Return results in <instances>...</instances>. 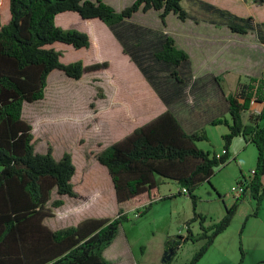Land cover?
Instances as JSON below:
<instances>
[{
    "label": "trees",
    "instance_id": "trees-1",
    "mask_svg": "<svg viewBox=\"0 0 264 264\" xmlns=\"http://www.w3.org/2000/svg\"><path fill=\"white\" fill-rule=\"evenodd\" d=\"M6 1L8 18L5 22L0 19V264H112L103 256V251L115 239L122 221L127 219L122 207H118L114 217H87L77 224L58 229L43 223L45 218L53 216L52 208L64 203L61 198L51 199L53 190L58 195L77 196L71 181L76 168L70 152H64L56 159L50 144L44 152L36 151L32 126L23 118V107L25 103L44 97L48 75L54 69L69 78L79 79L86 72L108 66L107 61L84 64L80 59L61 60L62 51L53 47V43L79 49L87 48L90 40L82 30L57 25V14L73 11L83 19L98 18L115 31L139 10L159 11L163 25L169 13L184 21L187 11L181 5L182 0H133L120 10L103 0ZM254 1L264 3V0ZM240 19H244L245 24L231 23L230 29L246 34L253 28L252 17ZM143 45L142 59L135 57L138 64L149 57L153 65L155 60L166 62L169 66L164 70L162 67V72L170 69V76L182 81L177 67L189 55L175 45L173 37L158 34L154 38H144ZM125 50L130 49L125 47ZM147 77L154 85L148 74ZM221 79L220 74L215 76L224 94ZM256 82L250 77L246 82H239L234 93L224 94L228 115L209 121L211 125L226 127L221 134L223 153L199 148L196 142L208 140L204 128L186 132L170 110L134 127L95 153L97 161L108 170L116 202L121 204L146 196L150 200L148 206L136 205L144 207L145 211L160 185L170 179L179 184L178 193L190 196L195 208V186L204 180L210 183L214 169L224 166L231 157L228 148L233 138L241 136L256 148V162L252 174L246 177L241 171L242 179L238 183L245 185V191L258 204L264 196L261 181L264 175V125L260 124L264 119V80L261 85ZM97 94L103 96L100 88ZM253 103H259L261 107L244 122L242 114ZM243 195L225 207L220 220L207 226L204 225L205 217L195 212L194 218L200 217V232L192 233L186 225L187 233L179 236L181 240L168 238L165 249L172 247L175 253L182 240L204 239L185 263L195 264L214 237L228 226Z\"/></svg>",
    "mask_w": 264,
    "mask_h": 264
},
{
    "label": "rangeland",
    "instance_id": "rangeland-1",
    "mask_svg": "<svg viewBox=\"0 0 264 264\" xmlns=\"http://www.w3.org/2000/svg\"><path fill=\"white\" fill-rule=\"evenodd\" d=\"M103 1L120 10L130 5L133 0ZM181 5L187 11L185 21L170 13L163 27L161 20L157 19V12L139 10L130 22L149 26L159 35L173 37L175 45L189 55L181 64H238L234 66V71L231 70L227 75L224 86L221 84L226 92L235 87L236 77L240 71L255 75L256 84L261 85L263 79L258 77L264 75L262 67L264 47H258L254 41H259L258 36L264 37V24L261 22L264 20V3H257L254 0H182ZM6 7L7 1L0 0L2 22L8 18L9 11H6ZM249 16L252 17L250 21L253 28H249L246 34L232 35L230 40L243 41V56L238 60L227 59L221 53L219 44L215 47L206 41L210 40L211 35H225L228 32L224 29L226 23L244 25L245 21L240 17ZM63 19L67 24L62 23ZM55 22L64 28H77L84 32L89 30L86 19H82L73 11L57 14ZM255 27L257 29L260 27L258 34ZM89 40L90 46L82 48L84 51L81 53L77 52L79 49L60 42H55L52 46L62 51L63 62L78 59L84 64L107 61L111 64V72L107 70L99 73L89 72L82 79L74 80L62 71L55 70L58 73L49 74L44 97L32 103H25L23 107V118L32 126L36 151H44L50 144L55 155L70 152L76 166V173L71 181L77 196L58 195L53 190L51 199L62 198L64 203L60 207L52 208L53 216L46 218L45 223L50 228L58 229L75 224L85 217H114L120 206L127 214V219L120 224L118 236L104 250V257L112 264H163L165 242L168 238L181 240L179 236L187 233L186 225H189L192 233L200 232V217L197 215L194 218L195 212L205 217L204 225L207 226L220 220L225 214V207L235 202L231 186L242 179L241 171L246 177L250 174L256 162V148L252 143L245 142L242 137H235L230 145L232 156L226 164L214 169L210 183L204 180L195 186L193 190L196 196L195 208L190 196L178 193L181 189L179 184L170 179H166L160 185L155 192L156 197L145 211L144 207L139 205L148 206L150 200L146 196L118 204L114 198L111 178L109 174L97 168L94 154L132 129L133 121L126 116L129 111L133 115L139 110V101L132 98L140 95V90L142 93H149L153 88L147 76L146 82L149 86L147 85L146 89L136 82L134 72L139 62L127 56V61L124 60L125 54L117 44L103 43L101 53L98 55L94 39L89 36ZM155 61L154 65L163 67V70L169 66L166 62ZM152 62L149 57L143 63ZM251 64L258 65L251 69ZM111 73L121 76L122 85L111 78ZM165 74L169 76L167 71L162 73ZM92 76L101 81H96L98 79H95L96 82L92 81ZM101 82L103 89L99 86ZM174 87L178 90L179 84L175 83ZM99 88L102 97L97 94ZM183 91V99L168 104L170 107L184 103L192 105L185 87ZM151 99L147 96L146 101L155 107L151 104ZM246 117L247 115H244V119ZM260 124L264 125V119ZM201 128H204L208 140L198 141L196 145L203 150L220 151L223 143L221 133L226 131V127L211 125L195 117L186 130L192 132ZM233 143L236 144L235 150H232ZM89 182L92 184H87ZM137 204L139 205L136 206ZM203 243L204 239L200 238L195 241L182 240L167 264H185ZM238 262L264 264V196L257 204L248 191H245L242 199L237 202L228 226L214 237V241L195 264Z\"/></svg>",
    "mask_w": 264,
    "mask_h": 264
},
{
    "label": "crops",
    "instance_id": "crops-1",
    "mask_svg": "<svg viewBox=\"0 0 264 264\" xmlns=\"http://www.w3.org/2000/svg\"><path fill=\"white\" fill-rule=\"evenodd\" d=\"M150 11H155V10L150 9L146 12L149 13ZM137 12H135L131 16V18H129V20L126 21L122 25L123 27H118V30L116 28L115 31L112 30L111 28H109L107 25H105L98 18L86 19L87 26H89V30L86 29L87 30L86 33L91 37V39L92 38L94 39V43L96 45V50H97L98 55L101 53L102 44L106 43V42H111L114 45L117 44L118 48L122 51V53L125 54L124 60L127 61L126 56L128 58H131V59L135 58V57L142 59V54H143L144 49H145V46L143 45V39L149 38V37L154 38V36H158V33H156L154 30L149 28V26H145V25L139 24V23H131L130 19H133L134 15ZM156 12L158 14L157 19H160L159 18V11H155V13ZM249 13H251V12L249 11ZM167 16L165 17V19L167 18ZM261 22L263 23L264 20ZM62 23H64V25H65V24H67V21L65 19H63ZM230 25H232V24L229 22L224 25V29L226 31H228L225 35H223V36L211 35L210 36L211 41L209 39H207L206 41L208 43H212V45L215 47L217 46V44H219L220 51H222L221 53L224 54L227 59L238 60L239 58H241L243 56V41H238V40H236L235 42L230 41L232 35L237 34L236 32H233L230 29ZM163 27H164V25H163ZM254 29L257 30L256 32L258 34L260 27H258V29L255 27ZM258 40H259L258 42L254 41L255 44H258V47H264V37L258 36ZM229 41L231 42V44L229 43ZM259 42H261V43H259ZM253 44L254 43L252 42V45ZM64 47H66V45H64ZM125 47H127L128 50L130 49L132 51V53L134 54V56H132L130 50L129 51L125 50ZM80 49H82V48H79V51H77L78 53H81L82 51H84L83 49L82 50H80ZM126 52H128V54ZM136 58H135V60H137ZM99 59H101V57H99ZM262 60H263V58H262ZM128 64H129V62H128ZM263 64H264V62L262 63V67H263ZM237 65L238 64H182V65L177 67L178 72H179V76L182 80L181 82H178L173 77L170 76V74H169L170 69L168 70L169 76H166V74L162 75V73H163L162 68L159 66H156L153 64H136V67H137L136 72L133 71L135 73V76H136V82L143 89H146V86L148 85L146 82L147 81L146 76L148 74V76L153 80L154 85L151 86V88H153L152 92L142 93V90H140V92H139L140 95L134 96L132 98L134 100L139 101V110L137 112H134L133 115H131L132 113H130V111H129V113L127 112L128 116H126L127 118L131 119L130 120L131 122L133 121L132 129L136 126H139V125L149 121L150 119H152L153 117L157 116L158 114L162 113L165 110H170L173 113V115L177 118V120L180 122V124L182 125L183 129L186 132H188L186 130V128L190 127V124L193 122L195 117L197 119L201 118L204 121H206L207 123H209V121L215 117L227 116L228 115V106H227V102L225 100L224 94L234 93L235 90L237 89V85L239 82H246L250 77L256 78L255 75L249 74V72L242 73L240 71L236 77L235 87L231 91H227V92L224 90V87H223L222 88V90L224 91V94H223V92L221 91L219 85L217 84V82L215 80V76H217L218 74H220L222 76L221 84L224 86L227 75L230 73L231 70L234 71V66H237ZM256 65H258V64H251L250 68L252 69ZM110 66H111V64H108L107 68H103V70L98 69V70H95V72L99 73L100 71L102 72V71H106V70H107V72H109V71L111 72ZM55 70H57V69H54L51 72L52 73H58V72H55ZM58 71H60V70H58ZM248 71H249V69H248ZM90 72H94V71H90ZM87 73H89V72L84 73L79 79H74V80L82 79L83 77L87 76ZM110 76H111V78H113V80L115 82H117V84L119 82V85L120 84L122 85V80L120 79L121 76H119L118 74L112 75V73ZM48 78H49V75H48ZM48 78H47V81H48ZM258 78H261L264 80V75L261 74V76ZM95 79H98V80H96L98 82L101 81L99 78L92 76V81L94 80V82H96ZM124 82H128V81H124ZM102 83L103 82H101V85H99V84L98 85L103 89ZM175 83L179 84L178 90L174 87ZM128 87H130V86H128ZM184 87H185V92H187L189 94L190 102L192 103V105L184 103L181 105L178 104V105H174L173 107H170V105H168V104H172V103L176 102L177 100L183 99V94H184L183 88ZM113 96L116 97L115 94H113ZM147 96L152 98L150 101H151V104L155 105V107H152V105L148 104V102L146 101ZM260 107H261V104L253 103L248 110L243 112L242 115H243L244 122H247L249 115L256 113L260 109ZM148 114L151 117H149ZM244 115H247L246 119H244ZM223 132H225V131H223ZM236 137H241V136H236ZM235 149H236V144L233 143L232 150H235ZM44 151H39V152H44ZM221 151H222V145H221L220 151H216V152L221 153ZM228 151L231 154L230 147L228 148ZM52 153H54V151H52ZM53 155L56 159H58L61 156L58 154L55 155V153ZM96 161H97V159H96ZM97 162H96L97 168L99 170H101L102 172H105V174H109L106 166H104L103 164H101L99 162L97 163ZM75 168H76V166H75ZM75 173H76V169H75ZM93 178L97 179L96 177H93ZM93 180H92V182H93ZM97 181H98V179H97ZM261 181L264 184V175L262 176ZM92 182H89L87 184L91 185ZM113 192H114V189H113ZM114 198H115V194H114ZM79 211H81V209ZM85 218H87V217H85ZM82 219H84V218H82ZM82 219H80V220H82ZM45 220H46V218L43 220L44 224H46ZM80 220H78L75 224H77ZM47 226L49 227V225H47ZM51 229H53V228H51ZM118 232H119V230H118ZM117 236H118V233H117L116 237ZM103 253H104V251H103Z\"/></svg>",
    "mask_w": 264,
    "mask_h": 264
},
{
    "label": "built area",
    "instance_id": "built-area-1",
    "mask_svg": "<svg viewBox=\"0 0 264 264\" xmlns=\"http://www.w3.org/2000/svg\"><path fill=\"white\" fill-rule=\"evenodd\" d=\"M264 67V64H263ZM225 150L222 149L221 153H223ZM254 170L252 169L250 173L252 174ZM234 195L235 198L240 197L245 192V185L243 183H237L236 185L231 186L230 189Z\"/></svg>",
    "mask_w": 264,
    "mask_h": 264
},
{
    "label": "water",
    "instance_id": "water-1",
    "mask_svg": "<svg viewBox=\"0 0 264 264\" xmlns=\"http://www.w3.org/2000/svg\"><path fill=\"white\" fill-rule=\"evenodd\" d=\"M174 253V249L172 247H169L168 249L165 250L164 252V256L162 258V261H167L171 258V256L173 255Z\"/></svg>",
    "mask_w": 264,
    "mask_h": 264
}]
</instances>
